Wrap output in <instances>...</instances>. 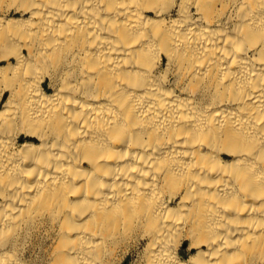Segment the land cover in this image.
Returning <instances> with one entry per match:
<instances>
[{
	"label": "bare ground",
	"instance_id": "1",
	"mask_svg": "<svg viewBox=\"0 0 264 264\" xmlns=\"http://www.w3.org/2000/svg\"><path fill=\"white\" fill-rule=\"evenodd\" d=\"M0 264H264V0H0Z\"/></svg>",
	"mask_w": 264,
	"mask_h": 264
}]
</instances>
